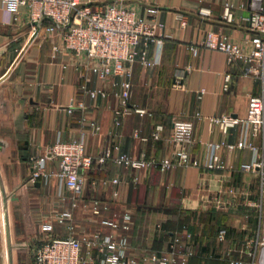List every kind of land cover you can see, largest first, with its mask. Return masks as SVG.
I'll list each match as a JSON object with an SVG mask.
<instances>
[{"label":"crops","instance_id":"crops-1","mask_svg":"<svg viewBox=\"0 0 264 264\" xmlns=\"http://www.w3.org/2000/svg\"><path fill=\"white\" fill-rule=\"evenodd\" d=\"M106 1L115 0H83L92 5ZM227 4L232 5L230 19L224 17ZM124 5L164 25L156 29L163 46L158 65L145 69L135 64L132 69L129 106L146 114L123 116L115 125L118 79L99 82L90 75L88 88H102L107 96L88 98L82 89L83 73L63 70L65 55L52 58V46L58 39L33 36L26 8H20L21 22L16 24L0 0V245L7 251L8 264H14V252L24 249L26 242L38 233L43 236L40 221L60 209L54 182H28L30 157L44 154L58 136L68 141L83 132L85 152L94 159L114 144L131 157L161 159L174 149L172 123L193 122L192 156L198 167H175L164 174L127 170L114 163L117 153L113 151L111 158L103 164L94 161L84 173L87 200L98 198L110 203L113 212L132 213L127 234L133 252L163 250L175 233L187 230L194 235L196 250L188 264H227L228 258L242 249L241 243L254 236L257 228L253 227L264 218L259 177L242 170L253 157L251 151L223 149L214 154L225 169L204 167L210 153L207 143H260L250 136L245 123L248 100L260 91L258 80L247 75L241 63L229 64L225 54L201 45L206 31L212 30L247 49L252 36L249 0H127ZM178 15L186 26L181 25ZM190 47L197 48L196 54ZM149 51L151 54L153 46ZM72 99L83 100L85 111L68 113L66 106ZM82 115L100 130L95 132L88 123H80ZM222 115H231L239 123L224 133L209 120ZM54 166L48 164L49 168ZM114 177L120 179L118 186H100V181ZM115 189L117 198L112 197ZM254 202L259 207L253 206ZM62 205L68 208L69 200ZM74 221L79 230L104 229L99 217H91L81 208L76 210ZM221 228L226 229V238L218 242L216 235ZM50 236L60 240L66 232L56 227Z\"/></svg>","mask_w":264,"mask_h":264},{"label":"built area","instance_id":"built-area-1","mask_svg":"<svg viewBox=\"0 0 264 264\" xmlns=\"http://www.w3.org/2000/svg\"><path fill=\"white\" fill-rule=\"evenodd\" d=\"M127 0H115L92 5L83 0H2L5 9L12 14L16 24L21 22L20 8L27 10V21L31 24L33 36L43 38L55 37L58 42L52 46V58L65 55L62 62L63 70H79L83 73L85 84L84 94L90 99L105 98L107 94L102 88H88L87 81L93 75L99 82L118 79L116 85L117 107L114 110V123L119 125V119L132 113L145 115L146 111L132 109L129 106L131 96V79L133 66L140 65L150 69L161 61L163 40L157 35L156 29L164 25L156 18L150 20L137 14L124 5ZM250 17L248 18L252 36L247 49L233 42L223 33L206 31L201 45L211 51L226 55L229 64L239 62L244 71L258 80L260 91L248 100L245 123L249 127L250 136L260 139L259 144L240 140L235 144L225 141L207 143L209 157L204 167L208 170L225 169V164L214 154L223 149H248L253 157L249 163L242 166L245 172H255L259 177L260 192L264 195V0H249ZM232 5H226L225 18L230 19ZM182 26L186 21L178 15ZM46 24L43 26V23ZM150 46L153 51L150 54ZM193 54L197 48L190 47ZM181 77L178 78L180 80ZM229 76H226L228 81ZM227 89V85H224ZM204 90H200V95ZM201 97V96H200ZM74 109L82 112L86 109L83 100L72 99L66 106L68 113ZM210 122L222 127L225 133L228 127L239 123L231 115L211 117ZM80 123H88L95 131L100 126L82 115ZM84 133L79 137L63 141L58 136L49 145L44 154L30 157V175L28 182L50 185L54 182L55 195L58 197L60 209H54L50 215L40 221L43 234L42 241L34 253V264H188L196 255L194 235L184 230L175 233L167 247L160 251L144 250L133 252L128 232L132 225V213L128 210L111 211L107 201L85 198L86 179L84 173L93 162L103 164L113 158L119 168L127 170L158 171L167 173L175 167H198L199 162L192 156L194 146V124L192 121L175 120L172 123L170 141L174 146L172 154L161 159L154 157H131L120 152L117 144L107 148L105 152L94 159L85 152ZM137 135V132L136 134ZM157 139V133H154ZM55 166L49 168L48 164ZM120 179L99 182L103 188L109 185L118 186ZM138 179L134 178V184ZM95 187L97 184L92 183ZM112 197H118V190L112 192ZM69 207L64 208L65 200ZM253 206L259 207L254 202ZM81 208L91 217H99L104 227L93 231L79 230L74 216ZM56 227L64 229L66 236L55 240L51 234ZM226 229L218 230L216 239L223 242ZM242 249L235 256H230L227 264H264V218H261L254 236L249 241L241 243Z\"/></svg>","mask_w":264,"mask_h":264},{"label":"rangeland","instance_id":"rangeland-1","mask_svg":"<svg viewBox=\"0 0 264 264\" xmlns=\"http://www.w3.org/2000/svg\"><path fill=\"white\" fill-rule=\"evenodd\" d=\"M264 201V198H263ZM50 215V214H49ZM257 228L253 227V230ZM1 236V234H0ZM42 235L39 233L36 234V238L34 240H29L26 242V247L21 250H17L14 252V264H34V253L36 248L42 241ZM7 251L4 245H0V264H8L6 258Z\"/></svg>","mask_w":264,"mask_h":264},{"label":"water","instance_id":"water-1","mask_svg":"<svg viewBox=\"0 0 264 264\" xmlns=\"http://www.w3.org/2000/svg\"><path fill=\"white\" fill-rule=\"evenodd\" d=\"M38 184V183H37Z\"/></svg>","mask_w":264,"mask_h":264}]
</instances>
